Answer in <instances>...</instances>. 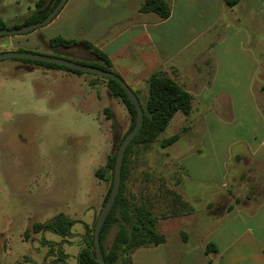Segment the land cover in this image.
Segmentation results:
<instances>
[{
  "label": "crops",
  "instance_id": "crops-1",
  "mask_svg": "<svg viewBox=\"0 0 264 264\" xmlns=\"http://www.w3.org/2000/svg\"><path fill=\"white\" fill-rule=\"evenodd\" d=\"M142 1L65 0L38 33L47 41L50 28L72 27L70 38L86 39L102 50L133 90L144 92L146 77L160 70L195 101L194 109L173 120V126L186 122L174 131L177 138L163 146L166 160L179 170L171 186L191 210L163 215L149 207L158 214L156 229L164 241L135 247L129 264H264V0L231 5L224 0H165L169 14L164 18L140 11ZM1 38L12 44L10 36ZM223 55L225 70L219 76ZM35 66L106 87L81 73ZM207 117L234 130L222 162L230 179L192 186L183 160L202 146L199 140L184 150L173 146L178 139L202 136ZM236 169H244L240 177L246 176L241 191L232 179ZM206 243L212 245L208 252Z\"/></svg>",
  "mask_w": 264,
  "mask_h": 264
},
{
  "label": "rangeland",
  "instance_id": "rangeland-1",
  "mask_svg": "<svg viewBox=\"0 0 264 264\" xmlns=\"http://www.w3.org/2000/svg\"><path fill=\"white\" fill-rule=\"evenodd\" d=\"M35 1L0 0V17L7 25L19 23L35 9ZM51 1L45 0L41 8ZM40 27L1 35L10 36L12 44L1 38L0 50L21 45L73 61L94 60L78 46L66 51L50 48L43 36L38 37ZM73 31L72 27L57 26L49 33L70 38ZM224 59V55L220 57L219 76L224 75ZM24 61L14 56L0 58V69L7 67L0 71V264H75L82 235L94 223L111 184L110 178L104 179L94 170L116 151L131 116L123 100L111 93L106 77L79 72L84 78L104 81L106 87L102 89L86 79H64L30 60ZM18 64L21 66L14 67ZM138 93L142 95V89ZM180 113L173 114L152 143H136L128 153L124 191L131 200L152 206L159 214L183 208L172 201L175 190L171 185L179 179V170L175 162L166 160L161 144L162 139L184 127V120L173 126ZM232 131L224 121L207 117L202 136L181 138L174 144L182 150L199 142L202 146L183 160L192 186L230 179L222 162ZM241 171L244 169L232 174L239 191L246 187ZM59 213L72 219L68 235L61 237L48 227L33 229V222L53 221ZM115 227L113 224L108 230L105 247Z\"/></svg>",
  "mask_w": 264,
  "mask_h": 264
},
{
  "label": "trees",
  "instance_id": "trees-1",
  "mask_svg": "<svg viewBox=\"0 0 264 264\" xmlns=\"http://www.w3.org/2000/svg\"><path fill=\"white\" fill-rule=\"evenodd\" d=\"M44 1L45 0H36L35 9L28 13L19 23L7 25L0 17V27L19 26L24 23L35 22L41 19L57 2V0H52L48 6L41 8ZM224 1L229 5L236 2V0ZM138 8L140 11H154L162 18L168 16L169 14V6L165 0H143ZM47 45L54 50L57 49L61 51H66L78 46L88 52L91 55L90 57L94 59L92 62L86 64H92L103 69L113 71L108 56L86 39L65 38L61 35L55 34L48 38ZM17 49L23 48L17 47ZM22 59L25 60L24 63L27 62V60H30L32 61L30 62L31 64H39L52 68H61L77 73L82 71L53 62L33 60L28 58ZM107 79L108 80H106V83L111 93L114 96H119L123 100L124 105L131 116V122L128 128L122 134L123 136L133 124L135 109L126 96L124 90L116 83V81L111 78ZM144 82V92L142 95H139L137 90H133L141 104L143 112L142 124L125 148L120 168L119 188L114 202L99 230V244L105 264H129V253L135 247L155 245L164 241V236L156 229V220L158 218V214L154 213L143 202L131 200L129 195L124 191V180L127 174L129 163L128 153L132 145L136 143H140L143 146H147L152 143L157 138L158 134L168 124L174 113L181 112L183 114H188L195 107V101L192 95L187 90L182 88L173 78L169 77L160 70L152 71L146 77ZM140 99H142V101ZM176 138L177 133L171 134L168 137L162 139L161 144L166 145ZM114 155L115 151L109 153L104 164L94 170L96 175H99L104 179L110 178V183L112 178ZM109 188L110 186H108L102 202H104L105 197L109 192ZM172 201H175L183 207L182 209L171 211L170 213L172 214L191 210V207L188 206L187 202L184 201L176 192H174ZM71 223L72 219L59 213L54 217L53 221L33 222L32 226L34 230H39L41 227H48L61 237H64L70 233ZM113 224H115L116 227L113 231L108 246L105 247L103 242L104 238ZM92 227L93 224L82 235L83 241L76 254L75 264H99L92 255ZM211 248V243L205 244V252H208L211 250ZM57 252L62 251L60 248H57Z\"/></svg>",
  "mask_w": 264,
  "mask_h": 264
},
{
  "label": "water",
  "instance_id": "water-1",
  "mask_svg": "<svg viewBox=\"0 0 264 264\" xmlns=\"http://www.w3.org/2000/svg\"><path fill=\"white\" fill-rule=\"evenodd\" d=\"M64 1L65 0H57V2L52 6L51 9L48 12H46V14L41 19L35 22L24 23L19 26L0 27V35L23 33V32L29 31L31 29H34L38 26L45 24L56 14V12L62 6ZM8 56L53 62V63L66 65L68 67H72L75 69L95 73V74H98V75H101L107 78L114 79L116 83L124 90L126 96L128 97V99L130 100V102L132 103L135 109V116H134L133 124L125 132V134L121 137L117 145L115 155H114L113 166H112V178H111L109 192L107 196L105 197V200L102 203L95 217L93 227H92V250H93L92 255H93V258L99 264H105V261L102 255V250L99 244V230L101 228V225L107 213L109 212L114 202L115 196L119 188L120 168H121V163H122L125 148L128 142L136 134V132L139 130L142 124L143 112H142L140 101L135 95L133 89L121 78V76H119L117 73L113 71L103 69L101 67H98L92 64L80 63L77 61L70 60L63 56H58V55L49 54L45 52L32 51V50H27V49L0 50V58L8 57Z\"/></svg>",
  "mask_w": 264,
  "mask_h": 264
}]
</instances>
